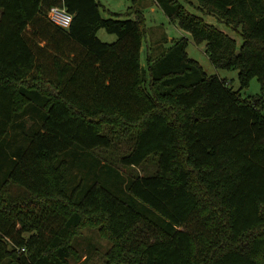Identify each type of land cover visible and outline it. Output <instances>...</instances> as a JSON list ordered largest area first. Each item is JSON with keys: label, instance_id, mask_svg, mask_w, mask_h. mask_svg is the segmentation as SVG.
I'll use <instances>...</instances> for the list:
<instances>
[{"label": "trees", "instance_id": "16d2710c", "mask_svg": "<svg viewBox=\"0 0 264 264\" xmlns=\"http://www.w3.org/2000/svg\"><path fill=\"white\" fill-rule=\"evenodd\" d=\"M155 2L264 94V0H196L239 43L179 0ZM103 10L0 0V264H72L85 226L111 243L103 264H264L263 96L206 74L183 37L154 56L140 12ZM150 158L153 173L120 169Z\"/></svg>", "mask_w": 264, "mask_h": 264}, {"label": "rangeland", "instance_id": "374dc122", "mask_svg": "<svg viewBox=\"0 0 264 264\" xmlns=\"http://www.w3.org/2000/svg\"><path fill=\"white\" fill-rule=\"evenodd\" d=\"M190 12L201 15L205 21L215 25L233 36L237 42H241L239 34L225 25L223 22L217 21L212 15L203 14L197 8L196 0H179ZM100 4L109 11L124 13L122 18L135 17L137 12H140L144 17L145 26L147 29L146 37L143 42L144 47L148 48L154 56H159L164 53L174 42L180 38H185L187 44L185 50L187 55L196 60L206 74H216L220 78H223L229 86L234 90H238V93L243 98L253 99L259 95L263 96L264 112V94L261 93V85L256 77H252L249 83L240 87L238 82V70L235 68H216L210 62L204 48V43H196L193 41L191 34L179 28L173 23L167 15L162 11L155 0H99ZM103 10L101 12L103 17H108L110 14ZM97 36L105 42H112L116 39V35L107 32L105 29H100L97 32ZM144 52L142 53V61H144ZM103 152V151H102ZM152 158L147 163L136 167H120V169L127 173H153L155 171V165L152 162ZM72 173H78V167L76 164L72 165ZM74 246L79 251L80 258L75 260L71 258L72 264H103L104 253L110 247L109 240L102 238L96 228H90L85 226L79 230V233L74 238Z\"/></svg>", "mask_w": 264, "mask_h": 264}, {"label": "built area", "instance_id": "2783aa9c", "mask_svg": "<svg viewBox=\"0 0 264 264\" xmlns=\"http://www.w3.org/2000/svg\"><path fill=\"white\" fill-rule=\"evenodd\" d=\"M47 18L56 26L67 28L72 20V15L63 5H52L47 10Z\"/></svg>", "mask_w": 264, "mask_h": 264}, {"label": "crops", "instance_id": "0c3cea01", "mask_svg": "<svg viewBox=\"0 0 264 264\" xmlns=\"http://www.w3.org/2000/svg\"><path fill=\"white\" fill-rule=\"evenodd\" d=\"M143 63V62H142Z\"/></svg>", "mask_w": 264, "mask_h": 264}, {"label": "water", "instance_id": "95a60500", "mask_svg": "<svg viewBox=\"0 0 264 264\" xmlns=\"http://www.w3.org/2000/svg\"><path fill=\"white\" fill-rule=\"evenodd\" d=\"M238 52V51H237Z\"/></svg>", "mask_w": 264, "mask_h": 264}]
</instances>
